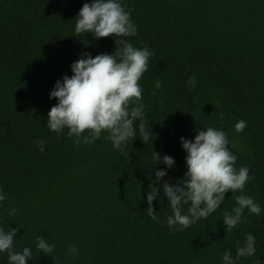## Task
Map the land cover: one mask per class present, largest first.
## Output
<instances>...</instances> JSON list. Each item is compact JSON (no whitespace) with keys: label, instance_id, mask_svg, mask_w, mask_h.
I'll use <instances>...</instances> for the list:
<instances>
[{"label":"trees","instance_id":"obj_1","mask_svg":"<svg viewBox=\"0 0 264 264\" xmlns=\"http://www.w3.org/2000/svg\"><path fill=\"white\" fill-rule=\"evenodd\" d=\"M85 2L92 0H0V189L7 197L0 201V228L17 229L14 249H32L26 264H222L223 251L235 258L236 242L252 234L256 259L264 261V0H120L137 34L117 38L75 35ZM116 39L153 53L139 81L150 139L143 142L137 120V136L123 152L107 131L86 144V130L77 144L67 128L47 127L55 82L71 76V63L85 53L115 54ZM240 119L247 126L237 133ZM209 126L228 133L234 167L248 166L253 178L243 193H226L207 218L171 230L163 183L178 184L187 171L180 138L192 140ZM36 140L45 141L43 152ZM154 151L173 157L174 166L155 163ZM161 169L167 175L155 180ZM153 181L157 220L146 209ZM241 194L261 212L245 209L227 231L223 213ZM188 207L182 205L185 214ZM40 235L55 245L50 255L37 250ZM0 264H9L6 252Z\"/></svg>","mask_w":264,"mask_h":264},{"label":"clouds","instance_id":"obj_2","mask_svg":"<svg viewBox=\"0 0 264 264\" xmlns=\"http://www.w3.org/2000/svg\"><path fill=\"white\" fill-rule=\"evenodd\" d=\"M75 22V35L90 33L96 38L129 37L137 34V27L130 17V12L125 10L120 0H92L85 2L80 8ZM115 54L101 53L91 56L85 53L71 63L72 75H63L55 82L49 93L50 98H56L57 103L50 107L47 113V127L56 133L68 129L69 138L75 136L74 141L79 144L80 137L85 131L83 142L92 143L98 139L102 131H107V139L113 147L123 152L127 143L137 135L136 121L140 137L144 143L150 139V134L145 128L144 105L142 101V88L139 81L148 70L149 58L152 52L147 46L136 48L131 43L122 39L115 40ZM189 90H192L197 81L195 76L187 80ZM157 88L161 84L157 82ZM132 105V106H130ZM223 120V115H221ZM247 126L243 119L235 125L237 133L242 132ZM151 137V142H152ZM182 149L187 153L185 162L187 171L178 184L169 181L163 183V192L170 203L172 215L167 216L166 222L169 229L183 231L196 223L201 218H207L217 210L225 199V194L231 191L243 193L247 182L253 177L249 176L248 166L239 169L234 167L237 157L230 150L228 133L207 127L206 130L197 131L194 139L181 137ZM41 152L44 151V140H36ZM235 146V145H233ZM128 158V153H124ZM155 163H164L168 168L174 166V159L169 155L154 151ZM165 170H155V180L166 176ZM147 193V215L157 220L152 202L158 199L157 186L153 181ZM6 194L0 189V201L6 200ZM235 207L223 213V223L227 231H231L241 223L242 214L247 209L251 214L259 215L260 205L253 197L235 195ZM189 205L187 214L183 212L182 205ZM16 209L12 208L10 215H15ZM177 225L179 227H177ZM17 229L4 230L0 228V253L6 252L9 264H26L32 258V249L24 247L22 251L14 249V237ZM36 248L39 252L51 254L55 245L49 244L43 236H37ZM256 238L246 234L245 241L236 242L235 258L231 250H224L222 264H237L241 258L255 257L253 264H264L257 261ZM69 252L75 256L77 249L69 245ZM219 251V249H217Z\"/></svg>","mask_w":264,"mask_h":264}]
</instances>
